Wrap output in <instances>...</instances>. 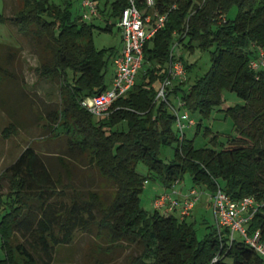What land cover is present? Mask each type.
<instances>
[{"label": "trees", "instance_id": "trees-1", "mask_svg": "<svg viewBox=\"0 0 264 264\" xmlns=\"http://www.w3.org/2000/svg\"><path fill=\"white\" fill-rule=\"evenodd\" d=\"M57 1L16 0V11L9 17L0 15V24L16 26L38 56L39 77L59 87V103L46 119L51 136L66 139L57 163L68 176L66 161L87 160L111 186L110 201L105 203L97 192L83 197L73 191L69 203H63L68 185L60 188V176L27 147L0 175L4 252L0 264H54L58 248L72 244L77 232L89 233L92 228L108 247L140 250L123 264H264L243 243L229 244L215 226L199 241L186 219L156 210L144 213L139 204L146 177L136 172L142 162L167 189L188 173L194 185L206 187L210 194L219 187L233 201L264 199V68L254 72L249 67L264 51V0H155L154 12L166 15V21L143 48L145 74L127 95L115 100L106 118L96 122L80 102L107 89L105 70L114 53L97 51L92 39L95 27L81 17L73 19L68 0ZM144 1L134 0L141 12ZM102 2L117 21L128 7V0ZM232 9L236 13L230 19ZM111 29L107 25L100 30ZM175 44L189 50L196 44L210 52V69L189 92L182 89L186 80L173 86L174 97L188 113L208 118L223 104L225 91L241 101L224 111L234 129L226 143L213 137L212 148L195 149L185 133L180 139L177 130L172 131L175 116L169 109L175 106L156 100V86L167 77ZM14 59V49L0 44V77L13 80L8 69ZM179 60L187 74L190 66ZM195 127L199 131L201 124ZM13 131L11 126L5 133ZM173 144L174 159L164 164L159 150ZM248 229L264 235V208Z\"/></svg>", "mask_w": 264, "mask_h": 264}, {"label": "rangeland", "instance_id": "rangeland-1", "mask_svg": "<svg viewBox=\"0 0 264 264\" xmlns=\"http://www.w3.org/2000/svg\"><path fill=\"white\" fill-rule=\"evenodd\" d=\"M71 4L72 18L83 16L81 4L83 0H68ZM59 4L61 0L57 1ZM99 5V17L86 20L88 25H93V45L97 51L105 50L113 53L121 49L122 38L116 27V18L111 15V10H104L103 2L96 0ZM17 9L16 0H0V15L9 17ZM102 10V12H101ZM236 9L229 12V18H233ZM111 26L110 32H103L106 26ZM187 29V28H186ZM185 29V30H186ZM184 30L183 34L186 35ZM0 44L11 47L15 52L13 65L8 69L13 75V80L0 77V175L8 168L20 154L27 148L34 149L51 166L54 175L58 174L61 179V187L66 185L65 198L63 203H69L73 191L86 197L88 192H97L102 195L105 203L110 201L111 186L103 180L98 171L88 164L87 160L69 159L66 161L68 176L56 161V155H63L65 150V137L59 139L51 136L47 130V112L53 110L59 103V87L39 77L36 69L39 65L37 54L28 40L19 36L16 26L13 24H0ZM188 44V39L184 42ZM173 48V47H172ZM111 49V50H110ZM175 55L182 58L185 65L190 66L186 74L184 92H189L194 82L203 77L211 66L209 51H203L193 44L191 50L184 46L175 48ZM109 51V52H108ZM6 51L1 52V56ZM147 66L138 71L136 83H140ZM185 70V69H184ZM112 60H107L105 70V81L109 84L112 76ZM186 73V71H185ZM158 89L160 86H156ZM170 102L177 106L176 97H171ZM241 104L235 94L223 92V104L215 108L208 118L201 119L199 114L189 113L190 119L196 124H201V129L191 127L184 131L185 138L193 141L195 149L212 148L211 139L217 137L220 143L234 136L233 123L231 118L225 117L224 111L228 107ZM172 109H169L171 113ZM173 112V111H172ZM96 122L98 119L93 118ZM14 126L13 132L6 134V129ZM176 124L172 125V131H176ZM176 145L162 146L159 150V158L164 164H169L174 159ZM65 168V169H66ZM148 166L142 162L136 165V172L146 180L140 195V209L147 215L154 213V199L165 193H178L186 195L194 188L198 193L196 202L190 217L186 219L191 224L199 241L203 240L212 227L215 226V219L210 205V191L204 186L194 185L188 173L184 174L180 183L173 188H165L155 175L148 173ZM3 193L6 192L7 184L2 183ZM223 187V184H220ZM180 196L178 198H180ZM50 199L48 202H55ZM160 214L166 215L161 211ZM239 240L238 235L235 236ZM140 250L135 247H108L103 239L96 237V229L92 228L89 233L77 232L72 244L58 248L54 257V264H123L126 259L136 256ZM4 259L2 240L0 237V261Z\"/></svg>", "mask_w": 264, "mask_h": 264}, {"label": "built area", "instance_id": "built-area-1", "mask_svg": "<svg viewBox=\"0 0 264 264\" xmlns=\"http://www.w3.org/2000/svg\"><path fill=\"white\" fill-rule=\"evenodd\" d=\"M144 11L141 12L135 5L134 0H128V7L123 11L122 16L116 22V27L120 31L122 38V52L114 60L115 72L110 88L103 93L84 98L80 106L93 118L102 119L110 114V107L116 99L124 97L134 87L136 76L144 64L143 48L145 44L163 28L166 15H159L154 12L155 0L144 1ZM173 6L172 8H174ZM81 9L84 12L81 19L83 21L92 20L99 17V5L95 0H83ZM175 44L170 52L167 77L160 85L156 100L171 106L170 98L173 97L174 83H182L186 80V73L181 60L175 54ZM252 71L264 68V51L258 52V59L249 64ZM177 106L173 107L175 124L180 139L184 136V131L194 127L196 123L190 119L189 113L184 109V103L176 98ZM180 182H176L178 185ZM174 185V186H175ZM178 193H165L154 199V209L163 211L167 215H174L179 221L190 217V214L198 201V193L191 189L186 195ZM210 205L212 206L215 229L218 234H224L228 238L229 244L241 242L253 250L262 260H264V235L258 229L249 232V224L257 212L264 208V199L257 200L256 197H245L238 201H233L227 197L225 192L217 187L216 191L210 195ZM238 235L239 240L236 239Z\"/></svg>", "mask_w": 264, "mask_h": 264}, {"label": "crops", "instance_id": "crops-1", "mask_svg": "<svg viewBox=\"0 0 264 264\" xmlns=\"http://www.w3.org/2000/svg\"><path fill=\"white\" fill-rule=\"evenodd\" d=\"M122 52V44H121V49L119 51H116L114 52L113 54V57L111 58L112 60V67H113V72H112V76L110 78V81H109V84L107 85V89L110 88V85H111V81H112V78L114 76V72H115V65H114V60L121 54ZM178 83H174V85H177ZM175 96V95H174ZM173 96V97H174ZM179 96V95H178ZM211 195V194H210ZM210 198V197H209Z\"/></svg>", "mask_w": 264, "mask_h": 264}]
</instances>
